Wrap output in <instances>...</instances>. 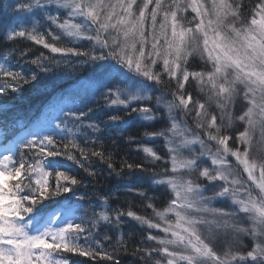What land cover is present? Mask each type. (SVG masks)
I'll return each instance as SVG.
<instances>
[{
    "label": "snow or ice",
    "instance_id": "snow-or-ice-1",
    "mask_svg": "<svg viewBox=\"0 0 264 264\" xmlns=\"http://www.w3.org/2000/svg\"><path fill=\"white\" fill-rule=\"evenodd\" d=\"M14 7L30 14L31 28L12 27L5 38H26L49 50L52 55L41 53L31 60L40 73L54 77L57 71L62 74L77 65H90L93 96L102 95L110 106L123 107L128 115L136 113V119L144 122L167 119V129L145 136L165 139L172 174H167V170L156 173L143 164L127 162L117 171L110 153L106 157L103 151L82 147L73 129L82 127L83 119L92 112L84 102L86 97H82L80 107L60 110L54 118L59 121L54 128L48 122L37 131L18 134L0 153V264H71L63 253L100 257L120 264L112 253L102 248L97 251L99 244L94 238L89 242V237H93V230L106 225L119 230L122 217L165 234L146 236V241H155L157 247L135 248L132 254L141 264H264V147L250 156L257 132L260 144L264 145V0L255 6L250 21L242 16L240 0H209L207 4L204 0H32ZM189 9L195 13L191 19L185 15ZM61 11L65 13L63 20ZM37 12L44 14V19L72 46H58L61 36L51 29L48 35L53 42H48L44 32L38 30ZM81 41H88L89 47L75 46ZM12 55L11 49L0 53V76L10 78L0 84V93L8 89L19 92L21 85L35 87L39 83L36 72L25 75L12 70ZM21 55L26 53L21 51ZM196 56L207 70H189V60ZM165 77L175 85L171 100L165 99ZM190 77L196 81L199 92L205 94L206 102L194 100L190 92H185ZM156 86L165 91L153 97ZM241 94L248 106L236 119L246 127L236 135L238 146L233 148L229 145L233 137L222 129L232 128L231 107ZM153 99L154 106L145 103ZM212 105L219 110V124L217 115L208 110ZM153 107L163 109L164 117L158 116ZM5 110L0 106V113ZM177 113L181 114L179 120ZM187 117L194 120L203 137L187 125ZM108 120L127 124L116 114L109 115ZM87 127L94 132L100 130L94 122ZM56 130L65 137H73L63 144V150L57 148L53 135ZM8 134L6 122L0 121V140ZM211 142L215 143V150ZM193 145H199V152ZM20 149H38L33 153L34 161L22 158L17 166L14 153ZM141 150L152 162L163 159L151 147ZM185 151L188 155H184ZM60 156L74 161L93 177L97 173L91 170L90 156L106 163L117 176L125 167L150 171L151 183L166 186L174 198L162 210L147 204L160 221L155 222L131 210L112 209L108 197H104L100 204L104 210L93 213L95 219L86 224L83 217L75 215L77 209L71 202L56 199L66 193L75 196L74 186L84 183L59 170V161L47 159ZM229 157L247 174L246 181H242ZM50 177L54 183H50ZM201 177L213 186L210 194L200 182ZM10 180L19 182L12 186ZM128 190L146 200L152 199L131 186ZM48 200L55 206L44 211L40 206ZM217 200H228L234 211L212 207ZM220 232H230L233 244L218 252L213 243ZM242 236L250 237L254 245L246 253L240 251ZM117 248L127 252L122 236L118 237Z\"/></svg>",
    "mask_w": 264,
    "mask_h": 264
},
{
    "label": "trees",
    "instance_id": "trees-1",
    "mask_svg": "<svg viewBox=\"0 0 264 264\" xmlns=\"http://www.w3.org/2000/svg\"><path fill=\"white\" fill-rule=\"evenodd\" d=\"M204 1L209 2V0ZM23 2H32V0H0V53L9 49L13 50V55L10 57L12 70L22 71L25 75L36 72L38 73L39 83L35 87L32 85H21L19 92H13L11 89H8L4 93H0V106H4L6 109L0 113V121L6 122L9 133L4 140H0V145L11 142L18 134L22 135L26 131H37L48 122H51L54 128L55 124L59 123L54 118L60 114L61 109L67 111L73 105L80 107L81 98L86 97L84 102L91 107L92 112L83 119L82 127L78 130L73 129L76 132L77 142L82 147L103 151L106 157L110 153L117 171L121 169V165L124 162H127L133 165L143 164L145 169H152L156 173H162L167 170V174H172L165 139L158 136L149 139L145 136V133L153 134L162 129H167L169 123L166 118L158 119L151 123L138 120L136 119V113L128 115L126 114L127 109L110 106L102 95L93 96L91 89L80 88V83L92 71L90 65H77L75 69L64 71L62 74L60 71H57L54 77L50 73L45 76V74L39 72V68L36 65L31 63V60L41 53L45 56L52 55L49 50L44 49L42 45H36L26 38L18 37L13 41L6 40V33L12 27L19 29L23 26L25 30H30L31 28L30 14L18 12L14 7V5ZM240 3L242 5L241 13L243 18L250 21L251 16L254 14L255 6L260 4L261 0H240ZM53 14H55L54 11ZM60 17L61 20L65 18L63 11L60 12ZM35 18L39 21L38 30L44 32L48 42H53L51 36L48 35V31L51 29L53 34L61 36L58 46L63 44L72 46L69 44L68 38L64 37L54 25L44 19V14L37 12ZM75 46L88 48L89 42L81 41ZM21 51L25 52L26 55L22 56ZM193 63V61H189L190 71H193L191 68ZM157 67L159 68V65ZM202 68L199 67L197 70H202ZM6 79L10 81V78L0 76V84H3ZM164 79L165 83L168 84L165 99L171 100L170 93L175 89V85L174 82L167 81L166 77ZM197 86V84L191 83L190 81L185 85V92H190L194 100L199 99L201 102H206L204 98L199 97L198 93H196ZM162 91L165 90L156 86L152 92L153 97L160 95ZM145 103L154 106L155 99ZM208 110L211 112L212 109L208 108ZM153 111L158 116L164 117L165 115L163 109L157 110L153 107ZM45 113L48 115L45 119H41ZM112 114L119 115L122 121H127V124L110 122L108 117ZM176 115L179 120L181 114L177 113ZM186 119L187 125L192 131L203 137V132L195 128L194 120L191 117H187ZM217 121L218 124L221 122L220 114ZM15 122L19 123L17 124ZM93 122L99 124L100 130L98 132H94L87 127L89 123ZM39 124L41 126H37ZM159 124H162V127ZM68 126L69 128L73 127L71 122H69ZM238 130L239 128L235 127L227 130L222 129L225 134L231 135L232 137H234V134ZM53 135L57 141V148L61 150H63V144L73 138L70 134L65 137V134L61 133L60 130L53 132ZM229 143L231 146H234V140L229 141ZM211 145L215 149V143ZM145 146L153 148L163 159L152 162L151 158L147 157L141 150ZM35 151H38V149H20L15 152L14 159L17 166L22 158L28 162H33L35 159L33 153ZM69 151L74 152L75 150L69 149ZM76 155L80 158L78 153ZM47 159L59 161L61 165L59 170L66 171L68 174L74 175L78 180L84 182L82 185L74 186L75 196L73 193H66L56 199L58 201L67 200L71 202L77 209L75 215L77 217H83L86 224L95 219L93 213H99L104 210L100 207L102 198L104 197H108V205L112 209L118 208L125 212L131 210L139 215L153 219L155 222L158 219L154 217L152 209L147 207V204L151 203L155 208L162 210L174 198L173 193L166 186L157 187L151 183L152 172L150 171H142L135 168L129 170L125 167L121 175L117 176L107 167L106 163L101 162L97 157L90 156L91 170L97 173L93 177L89 176L74 161L67 160L66 156L48 157ZM229 160H231L232 166L240 172L241 179L246 181L242 169L237 167L235 160L232 157H229ZM24 176H27L26 172ZM21 179H24V177L22 176ZM49 180L50 183H54L52 177ZM18 182L17 180L9 181L12 186ZM200 182L203 185L206 184V181L202 178H200ZM129 186L146 193L152 199L146 200L144 197L137 195L135 191H129ZM54 206V202L48 200L44 202V206L40 207H43L44 211H49ZM240 219L242 220V217ZM122 220L123 223L119 226V230L114 225L102 226L98 231L93 230V237H89V242L94 238L100 246L97 248V251H100L102 248L104 251L112 253L119 260L120 264H141L137 256H134L132 253L137 246L153 248L152 242L146 241V236L149 233L152 234L154 229L141 226L130 217H122ZM76 222L80 221L77 220ZM101 224L104 225L105 222H101ZM105 236L110 237V239H105ZM120 236L124 239L127 252L123 248H117L118 237ZM245 238L247 240L249 239L247 237ZM80 242L83 244L84 240L82 239ZM93 247H96V245L93 244ZM63 255L70 260L71 264H113V261L100 257L92 259L72 253H63Z\"/></svg>",
    "mask_w": 264,
    "mask_h": 264
},
{
    "label": "rangeland",
    "instance_id": "rangeland-1",
    "mask_svg": "<svg viewBox=\"0 0 264 264\" xmlns=\"http://www.w3.org/2000/svg\"><path fill=\"white\" fill-rule=\"evenodd\" d=\"M204 2L207 4V1H204ZM185 15L187 16V18L191 19L195 15V13L191 12V9H189L188 12ZM189 61H193L194 62L192 67H191L193 71H201V70H197V69H199V67H203L202 70H207L204 62L201 61L198 56H196L194 58H190ZM207 67L210 68V65L207 66ZM89 76L83 82L80 83V86H79L80 88L91 89V86H90V83H89ZM190 81H191V83L197 84L196 81L193 80L192 78H191V80L189 79V82ZM196 93H198L199 97L204 98V100L206 101L205 94H202V93L199 92L198 86L196 87ZM247 106H248L247 102L243 99V96L241 94V96L237 97L234 105L231 107V115L233 116V125H232V127L239 128V130L237 132L243 131L245 129V127H246V124L243 121H239L238 119H236V117H238L239 115H242L243 112L246 111ZM209 108L212 109L211 110L212 113L217 115V119H218L220 113H219V110L215 107V105H212ZM47 115L48 114L45 113L42 116L41 119H45ZM217 123H218V121H217ZM159 125H160V127H162V124H159ZM37 126H41V124H39ZM237 132H236V134H234V137H233L234 146H231L230 143H229L230 147L235 148V147L238 146V144L236 142V137H235L238 134ZM212 143H214V142H211V144ZM210 146H212V145H210ZM3 147H4V145H0V153L3 152ZM193 147L196 149L197 152H199V145H193ZM262 147H264V145L260 144V142H259V132H257L256 135L253 137V147H252V150L250 152V156L258 154L259 150ZM213 150H215V149H213ZM241 151H243V147L242 146H241ZM187 154L188 153L185 151L184 155H187ZM203 159L207 160V158H203ZM229 162L231 163V160H229ZM207 166H210V162H208ZM246 176H247V174L244 173V178L245 179H246ZM202 179H204V178H202ZM242 181H245V180L242 179ZM248 183H250V182H248ZM204 186L207 187L210 190L209 193H207V194H210L211 189H212L213 186L211 184H208L207 181H206V184ZM211 206L212 207H216V208H221V209H224L226 211H234V208H233L232 204L228 200H217ZM209 219H211V217H209ZM157 222H160V221H157ZM245 226H247V225H245ZM152 235L163 236L165 234L162 231L154 229V232H152ZM245 237H247V236H242L241 237L242 247L240 248V251L246 253V251L251 250V248L254 245H253V241H252V239L250 237H247V238H249L248 240ZM151 242H152L153 247H157L155 241H151ZM232 244H233V241H232L231 233L229 232L228 234H224L223 232H220L218 234L217 240L213 243V247H214V250H217L219 252V251L223 250L224 248H226L227 246L232 245Z\"/></svg>",
    "mask_w": 264,
    "mask_h": 264
}]
</instances>
